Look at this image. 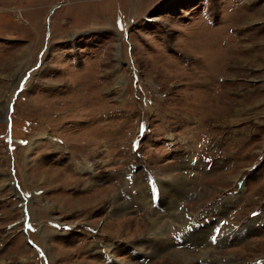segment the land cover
<instances>
[{
  "label": "rangeland",
  "instance_id": "374dc122",
  "mask_svg": "<svg viewBox=\"0 0 264 264\" xmlns=\"http://www.w3.org/2000/svg\"><path fill=\"white\" fill-rule=\"evenodd\" d=\"M191 262L264 264V0H0V264Z\"/></svg>",
  "mask_w": 264,
  "mask_h": 264
},
{
  "label": "bare ground",
  "instance_id": "6f19581e",
  "mask_svg": "<svg viewBox=\"0 0 264 264\" xmlns=\"http://www.w3.org/2000/svg\"><path fill=\"white\" fill-rule=\"evenodd\" d=\"M146 171H148V170H146ZM153 172V171H152ZM151 172H149V174H150ZM147 177V178H146ZM176 179V178H175ZM180 179V178H179ZM145 180H146V182L148 181V180H150V178H149V176H145ZM164 180V179H163ZM165 181H168V180H166L165 179ZM138 186V185H137ZM165 186V185H164ZM141 187V186H140ZM137 188V187H136ZM170 188H172V187H170ZM169 188V189H170ZM174 188V187H173ZM101 189V188H100ZM179 189V188H178ZM177 189V190H178ZM98 190V189H97ZM138 190V189H137ZM139 191V190H138ZM141 191V190H140ZM157 189H156V187L155 186H153V184H152V182H150L149 184H148V192H149V194L151 195V200H152V205H153V207L154 208H156V209H158V210H161L162 212L164 211V208H163V206L161 205V201H160V199H159V196H158V193H157ZM184 191V190H183ZM115 192V191H114ZM143 192H146V191H143ZM139 193V192H138ZM163 193V192H162ZM164 193H166V192H164ZM101 194V193H100ZM162 195V194H161ZM178 195V194H177ZM144 195L142 194V195H140V200H141V198L143 197ZM168 196H169V194H168ZM100 197H101V195H100ZM114 197H116V196H114ZM103 198V197H102ZM116 198H118V197H116ZM169 198V197H168ZM175 198V197H174ZM113 199H115V198H113ZM120 199V198H119ZM143 200H144V198H142ZM154 199H158V201H157V205L158 206H156L155 204H154ZM179 199H180V197H179ZM109 200H111V199H109ZM116 200V199H115ZM174 200H176V199H174ZM113 201V200H112ZM171 201V200H170ZM178 201V200H177ZM148 202V201H147ZM118 203H120L119 202V200H118ZM171 204H173V202L171 201L170 202ZM104 204V203H103ZM149 204V203H148ZM118 206V205H117ZM117 206H115V207H117ZM121 207V206H120ZM142 207H144V206H141V208ZM150 207V206H149ZM144 208H146V207H144ZM171 208V207H170ZM177 208V207H176ZM115 209V208H114ZM118 209V208H117ZM121 209V208H120ZM146 210H147V208H146ZM152 210V209H151ZM121 211V210H120ZM162 217V216H161ZM154 223H156V225H157V229L158 230H160V226H159V220L158 219H154ZM153 223V224H154ZM214 222H213V220H212V224H213ZM154 227H155V225H154ZM162 229V228H161ZM155 231H157L156 229H154ZM153 233V232H152ZM151 234V233H150ZM145 235V234H144ZM153 235V234H152ZM145 239V238H144ZM143 239V240H144ZM160 239V238H159ZM177 240V239H176ZM149 241V240H148ZM178 242L180 243V246H182V239H181V241H179L178 240ZM150 243H151V241H150ZM177 243V242H176ZM149 246H152L151 244H148ZM146 247H148L147 245H145V246H143V248H146ZM163 249V248H162ZM190 261H192V260H190L189 259V262ZM177 262V261H176ZM191 264H193L192 262H191Z\"/></svg>",
  "mask_w": 264,
  "mask_h": 264
},
{
  "label": "snow or ice",
  "instance_id": "6c2138e0",
  "mask_svg": "<svg viewBox=\"0 0 264 264\" xmlns=\"http://www.w3.org/2000/svg\"><path fill=\"white\" fill-rule=\"evenodd\" d=\"M213 239H215V237H213Z\"/></svg>",
  "mask_w": 264,
  "mask_h": 264
},
{
  "label": "water",
  "instance_id": "95a60500",
  "mask_svg": "<svg viewBox=\"0 0 264 264\" xmlns=\"http://www.w3.org/2000/svg\"><path fill=\"white\" fill-rule=\"evenodd\" d=\"M62 2V1H61Z\"/></svg>",
  "mask_w": 264,
  "mask_h": 264
}]
</instances>
